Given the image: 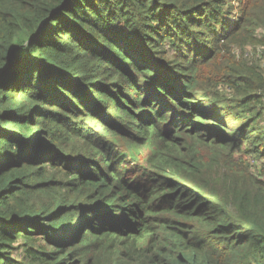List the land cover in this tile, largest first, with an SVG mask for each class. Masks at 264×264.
<instances>
[{
	"label": "trees",
	"instance_id": "obj_1",
	"mask_svg": "<svg viewBox=\"0 0 264 264\" xmlns=\"http://www.w3.org/2000/svg\"><path fill=\"white\" fill-rule=\"evenodd\" d=\"M0 264H264V0H0Z\"/></svg>",
	"mask_w": 264,
	"mask_h": 264
},
{
	"label": "rangeland",
	"instance_id": "obj_2",
	"mask_svg": "<svg viewBox=\"0 0 264 264\" xmlns=\"http://www.w3.org/2000/svg\"><path fill=\"white\" fill-rule=\"evenodd\" d=\"M235 12V11H234ZM236 16H237V12L234 13ZM258 48V47H257ZM257 48H254L253 46L251 45H247L243 51V55L244 56H247V57H258V56H261V59L260 61H263V58H262V52H260ZM236 54H240V49H236ZM259 53V55H258ZM217 89L222 92L225 96L227 97H231V89L228 88L225 84L223 83H220L218 84L217 86Z\"/></svg>",
	"mask_w": 264,
	"mask_h": 264
}]
</instances>
